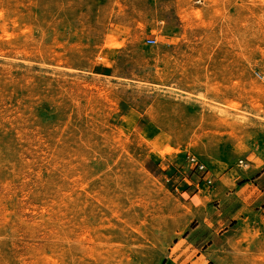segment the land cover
I'll use <instances>...</instances> for the list:
<instances>
[{"label":"rangeland","instance_id":"rangeland-1","mask_svg":"<svg viewBox=\"0 0 264 264\" xmlns=\"http://www.w3.org/2000/svg\"><path fill=\"white\" fill-rule=\"evenodd\" d=\"M257 72L264 0H0V264H264Z\"/></svg>","mask_w":264,"mask_h":264},{"label":"built area","instance_id":"built-area-1","mask_svg":"<svg viewBox=\"0 0 264 264\" xmlns=\"http://www.w3.org/2000/svg\"><path fill=\"white\" fill-rule=\"evenodd\" d=\"M150 43H155V39H150ZM257 77L261 80H264V75L260 72H257ZM189 161L190 163L194 164L196 167H199L200 169H205V164L201 163L200 160L195 155H189ZM239 168H243L245 166L244 159L239 160L238 164ZM209 182L212 183V179H209Z\"/></svg>","mask_w":264,"mask_h":264},{"label":"bare ground","instance_id":"bare-ground-1","mask_svg":"<svg viewBox=\"0 0 264 264\" xmlns=\"http://www.w3.org/2000/svg\"><path fill=\"white\" fill-rule=\"evenodd\" d=\"M223 120L225 121V119H222V121H223ZM226 121H227V120H226Z\"/></svg>","mask_w":264,"mask_h":264}]
</instances>
